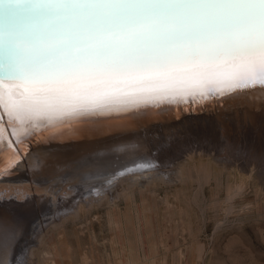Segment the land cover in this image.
<instances>
[{
	"label": "snow or ice",
	"instance_id": "1",
	"mask_svg": "<svg viewBox=\"0 0 264 264\" xmlns=\"http://www.w3.org/2000/svg\"><path fill=\"white\" fill-rule=\"evenodd\" d=\"M5 2L17 5L11 18L27 4L45 21L22 33L11 27L7 37L0 106L20 131L51 119L62 98L121 75L169 85L180 99L264 87V0Z\"/></svg>",
	"mask_w": 264,
	"mask_h": 264
},
{
	"label": "rangeland",
	"instance_id": "2",
	"mask_svg": "<svg viewBox=\"0 0 264 264\" xmlns=\"http://www.w3.org/2000/svg\"><path fill=\"white\" fill-rule=\"evenodd\" d=\"M252 97H254V100L253 102L251 101V104L254 105V107H260L261 100H257L258 94L250 96L249 98ZM210 103L213 104L200 107H195V104H188L179 106L180 109L164 108V110L158 113L175 112L177 110L195 107V110H188V114H195V112L201 114L205 109L210 110L213 106L231 105L233 102L224 103L222 100H214ZM244 104L246 103L239 102L238 105ZM261 108L263 107L261 106ZM263 110L264 109L261 111ZM239 116L240 114L232 117L227 116L228 118L220 114L194 116L188 118L187 121L178 123L179 126L176 124L173 128H160L156 130L158 134L155 133L151 141H148V137V139L142 138L141 140L143 141L142 143H137L136 150H122L118 153L116 162L118 164L119 162H125L126 159H133L128 161L129 163L125 162L119 165L120 167L117 166L118 171L117 169L114 170L115 167L111 166L113 164L111 162L101 165L98 164L99 168L96 165L93 166V169L89 162V171H86L88 173L81 176L82 182L88 180V182H85L88 188H85L81 192L84 198V200L81 201L83 207L81 209H75L77 205L73 201H75V198L79 201L81 197H77L76 193L72 194L73 192H71L68 196L69 199H67L68 203L66 202L68 204L65 206L66 209L60 207V211H56L53 220L46 219L43 223L44 228H39L43 233L40 234L37 240L35 239L30 242V244H33V246H31V251H35L33 252L34 254L32 252V254H29L32 258L28 255L31 258L28 263L31 264L32 261V264H37L35 252L37 253L39 251V254L42 256H40L39 264H264V173L263 177L260 176V178L253 179L251 177H246L243 182L244 191L234 193L227 192V172L224 171L225 173H221L219 176L221 179L217 178L215 166L208 165L207 163L206 166H204L205 164H200V160L203 159L200 157L193 159L192 163H194V165L191 167L190 175L185 179L179 177L169 179L170 174H174V171L167 172V175V173L162 174L160 169H157L159 172H156V169H153L151 172L144 171L141 172L140 175H135L136 177L134 175L133 177L131 174L126 175L120 178L121 181L123 179L122 183L120 180L115 181L114 177H112L119 172L120 169L122 170L126 165L128 166V164H135L136 162L142 164V162L149 161V159H151L152 162H158L159 160L162 162L163 168H167L169 165L170 168L179 160L185 162L188 159L176 156L178 154V156L185 154L183 153L186 151V149L183 150L185 143L178 144L179 146L177 145V150L172 153L173 155H166L165 152H162L163 150L160 147L161 140L164 144L166 139H169L170 136L184 131L191 123L198 124V121L206 124L208 120L228 119L227 121L229 122L239 120L240 123H233V125L235 127L238 126L237 131L247 133L245 139L248 142L244 141L246 145H244L245 151L247 148L254 152V150H257L254 143L260 141L258 140L259 138L255 136L256 132L260 131V133H263L262 138L264 142V114H262V112L257 113L247 110V112L244 111L241 114L242 119ZM211 117L214 118L212 119ZM204 126L201 125L200 128L203 129ZM223 126L229 130L223 123H216V127L219 130L222 128L221 131H223ZM169 130L171 132H169ZM121 134H123V132ZM161 134L163 135L161 136ZM263 142L262 144H264ZM236 147L237 149L229 151L230 156L234 154L232 155V161L229 163L233 166L234 164L236 165V163L243 164L248 169L251 165L256 163L261 166V170L263 169L264 172L263 159L259 160L252 154L249 158V156L246 157L245 154L247 153H245L243 156H245L247 160H244L237 153L241 145ZM31 157V153H29L19 158V163H22V166L24 165L23 169H28V173L25 171L26 176L21 180L15 181V184L18 186L14 187L13 190H9L11 189L9 185L5 186L6 183L3 181V178L4 174L14 168V166L16 167L18 162L11 165V169H7L6 172L0 175V193H3L0 195H8L10 200H21L19 201L21 203H25L29 195H35L36 197L41 196V194L47 195L45 191L40 190L41 187L38 182H36L32 174L29 173L32 170L29 166L31 162L29 159L31 160ZM91 163L93 164V162ZM104 164H106L107 169ZM121 166L123 168H121ZM139 166L141 165H138V167ZM109 167L115 172L110 170ZM95 168L100 170L97 171ZM101 170L106 173H100L103 175H101L103 178L99 174ZM22 171L23 170H20V172ZM109 172H112L113 175H111L112 173L109 174ZM201 173H204V175L207 174L209 177L211 176L209 182L204 185L202 181L204 176H202L203 174ZM97 174L98 176H96ZM106 175H109V177H105ZM91 177H94L93 179L95 181ZM97 177L100 178V180H96ZM88 178H91L90 181ZM128 178L131 179L129 180ZM67 181L68 180L62 179L57 180L59 185L56 187V191L59 197L65 196L66 189L70 190L72 188L70 184H74V181L69 184ZM148 183H150V185ZM109 184H113L115 187V189H113L114 192L111 190L112 188L108 190L113 193H108V191H106L107 193L104 192L108 189L107 185ZM121 184L126 187L130 186L127 192H120L121 190L119 191L117 189L120 188L119 186ZM15 189L16 191H14ZM116 189L118 190V194L116 193ZM4 192H7V194ZM12 193L15 194L13 195ZM24 195H26V197ZM69 200L71 201L69 202ZM20 206L22 207L19 209L22 210H26L27 208L28 210H33V213H37L38 211V206L34 205V202ZM4 209L5 212L6 209L9 210L8 207ZM43 209L44 206H41L40 212H43ZM5 216L0 210V226L2 228H0V233L2 231V236H4L3 233L5 231H8V228L9 231H11L10 226L14 225L13 221H10V217L7 215ZM34 219H36V217H34ZM9 221L12 222V225ZM5 222L6 224H3ZM33 224L32 222L31 226H33ZM4 226L7 228L5 231ZM7 233L5 232V239L7 238L6 240H8L9 238L8 241H10L11 237H9V233ZM44 233H46V235H44ZM41 235H43V237H41ZM47 235H49V239L46 238ZM24 240H27L26 236H24L23 243L25 242ZM2 242L3 240L0 242L1 249L3 247L6 248L8 244L6 243L5 245V243ZM1 243L4 245L1 246ZM4 248L0 251L1 264H3L2 261H4L5 264H7V262L10 264H12V262L14 263L16 255L13 256L14 259L12 261L10 260L11 262L7 260L8 257H5L4 253L3 256L5 258L2 256ZM33 248L35 249L33 250ZM6 249L4 251H6ZM16 252H19V250ZM16 254L18 255V253ZM18 257L19 256L16 257L17 260ZM18 263L20 264L19 261H15V264ZM26 263L27 262L24 264Z\"/></svg>",
	"mask_w": 264,
	"mask_h": 264
},
{
	"label": "bare ground",
	"instance_id": "3",
	"mask_svg": "<svg viewBox=\"0 0 264 264\" xmlns=\"http://www.w3.org/2000/svg\"><path fill=\"white\" fill-rule=\"evenodd\" d=\"M9 7H17V5H10L7 2L0 3V78L4 76V73L7 70L8 58L6 54V42L9 29L11 27H15L18 32L22 33L27 30L39 28L45 23V21L27 14V9L30 7V5L20 4L18 6L20 9V14L15 18H11L9 16ZM170 87L171 86L169 85H164L157 82H141L134 75H121L112 79L111 82L107 84L97 85L96 87L92 88L90 91L82 95L62 98L60 101L55 103L51 119L44 118L35 121L30 125L23 126L25 128L24 131H20L22 126L19 125V123L15 125L8 124L11 128L9 131L10 133L7 131V127L3 119V117L5 116L7 122V115L4 112L3 107L0 106V127L6 129L4 133L5 138H3L6 142V147L4 143H0V161H3V163H0V175L6 172V170L9 169L11 165H14V163L16 164L18 162L16 167L14 166V168L12 169L10 168L11 170L4 174V178L2 177L3 181L6 183L5 186L9 185V188H11L9 190H13L14 187L18 186L17 184H15V181L21 180L26 176L25 171L28 173V169H23L24 165L22 166V163H19L18 160L24 155L26 156L27 154L31 153L32 159H29V161H31L29 166L32 170L29 173L32 174L34 180L38 182L39 186L41 187L40 190L45 191V194H47H41V196L39 197H36L35 195H29L25 203L19 202L21 200H10L8 198V195H0V210L4 213V216L7 215L8 217H10V221H13L14 224L12 225V222L9 221L12 225L10 226L11 231H9V228L8 231H5L7 228H5L6 226H4V231L6 233L8 232L9 234H7L9 235V237H11L10 241H8L9 238L8 240H6L7 238L5 239V232L3 233L4 236H2L1 234L2 231L0 233V242L1 240H3L5 245L6 243L8 244L6 246V248L8 249L3 247L4 250L6 249V251L3 250L2 256L5 254L4 256L8 257L7 260L9 261H12L14 259V255H16V257L19 256L18 260L15 257L14 263L12 262V264H15V261H19L20 264H24L25 262L28 263L32 258L29 254L32 252L31 246H33V244H30V242L34 241L35 239L37 240V238L40 237V234L43 233L39 230V228H44L43 223L46 219L53 220L55 218L56 211L59 210L60 207L66 209L65 206L68 203L67 199H69L68 196L71 194V192H73L72 194L76 193L77 197H81L79 201L76 200V198L75 201H73L77 205V207H75L74 205L75 209L77 210V208L81 209L83 207V203L81 201H83L84 198L83 195H81V192L85 188H88L87 185H85V182H88V180L85 182L83 181V183L81 181V176L85 173H88L86 171L89 169V164L92 165V169L93 166H98V164L101 165L103 163L109 162L115 164L117 162V155L120 151L133 149L136 150V145L139 142L142 143V138H149L148 141H151L153 135L157 133L156 130L160 128H173L174 125L182 121H187V119L190 117L210 116L215 114L232 117L240 114L239 117L241 118V114L244 111L247 112V110L257 113L262 112V114H264V110L261 111L262 109H264V87H261L259 85L251 89H239L236 92L226 93L225 95L210 93L205 98H201L198 93L195 95V97H193L192 95H184L183 99H180L178 95L174 96L173 92L170 90ZM257 94V100H261L260 107H254V105L251 104L254 100V97L249 98L250 96H254ZM214 100H222V102L224 103H233L226 106H213L212 109H205V111H203V113L201 114L197 112H195V114H188V110L191 111L195 110V107L213 104L210 102ZM239 102H244L246 104L238 105ZM188 104H195L196 106L194 108L177 110L175 112L171 111L167 113H158L159 111L164 110V108L180 109L179 106ZM261 106L263 108H261ZM227 120H208L206 121V124L201 121H198V124L191 123L188 126L186 125L187 127L185 126L186 129L184 131L173 134V136H170L169 139H166V142L164 144L161 140L160 147L163 150L162 152H165L166 155H173L172 153L177 150V145L185 143L183 149H186V151L183 152L185 154L182 153V156H178L179 154L176 155L179 158L185 157L186 159H188L185 162L179 160L170 168V165L167 166V168H163V164H161L162 162H160L159 160L158 162L156 161L157 163L154 161L151 163L143 162L142 164H139L151 165L150 167H138V165H134L133 167L132 165L128 164V166L126 165L124 169H127L131 166L130 168H128V170L131 169V171L127 170L126 173L119 176H117L116 174L113 175L112 172H109V174L112 173L111 175H113L112 177H114L116 181L129 174L135 176L138 174L140 175V173L144 171L151 172L153 171V169H156V172H159L157 169H160V172H162V174L174 171V174H170L169 179H173L174 177L185 179L190 175L192 169L191 167L194 165V163H192L193 159L196 157H200L201 159L203 158L202 160H200V164H205L204 166H206L207 163L208 165L215 166L217 178H220L219 176L222 172H227V192H243V182L245 178L251 177L255 179L260 178V176L263 177V169L261 170V166L256 163L254 165H251L249 169L246 168L243 164L239 163H236V165L234 164L233 166L229 162L232 161V155L234 154L230 156L229 151H233L237 149L236 146L241 145V148H238L239 151H236H238V155L241 156V158H243L244 160H247V156H249L250 158L251 154L256 156L259 160H264V144H262L263 133H260V131L255 133V136H257L259 138L258 140H260L254 143L257 150H254V152H252V150H248L246 148V151H248L246 152L244 148L246 146L244 144V141L248 142L245 139V135L247 133L237 131L238 126L236 124L238 122L240 123V121L235 119V122H229ZM217 122L223 123L229 130H227L225 126H223V131H221L222 128L221 130H219L216 127ZM233 123H236L235 125L237 127H235ZM201 125H205L203 129L200 128ZM177 126H179V124ZM170 130L169 132H171ZM122 132L123 134H121ZM162 135L163 134H161V136ZM243 154H245L246 157L243 156ZM91 162H93V164ZM104 166L105 168L107 167L106 164H104ZM121 168L123 167L121 166ZM116 169L117 166H115L114 170ZM20 170L23 171L20 172ZM95 170L98 171L100 169L95 168ZM110 170L113 171L112 168H110ZM100 173L103 174L105 172H102L101 170V172L99 171V174ZM102 174H100V176ZM201 174H203L202 176H204L202 179L204 185L205 183L209 182L211 176L209 177V175L207 174L204 175V173ZM96 176H98V174ZM105 177L108 178L109 175H106ZM59 179L68 180V184L74 181V184L72 183L73 185L70 184L72 187L70 190L66 189L67 187L64 188L66 189V195L63 197H59L57 194L58 192L56 191V187H58L59 185V183H57V180ZM97 179L100 180V178L98 177L96 178V180ZM128 179L130 180L131 178ZM78 180L81 182H79ZM122 182L123 179L121 183ZM150 183L148 184L150 185ZM119 187L120 188L117 189L119 191L121 190L120 192H127L130 186L126 187L121 184ZM107 188L108 189L104 191L105 193H107L106 191L111 188V190L115 189L113 184L107 185ZM118 190L116 192L117 194ZM14 191H16V189ZM7 192L4 193L7 194ZM109 192L111 191H108V193ZM24 196L26 197V195ZM70 201L71 200H69V202ZM30 202H34V205L38 206L37 213H33V210L31 211L27 208L26 210L19 209L20 207H22L20 205H28L30 204ZM41 206H44L43 212H40ZM7 207L9 208V210L6 209L5 212L4 208ZM34 217H36V219H34ZM6 222L3 224H6ZM32 222L34 223L33 226H31ZM44 235H46V233H44ZM24 236H26L27 240H24L25 242L23 243ZM41 237H43V235H41ZM46 238L49 239V235H47ZM2 243L1 246L4 245ZM28 245L29 248L27 249ZM2 249L0 247V251H2ZM34 249L35 248H33V250ZM17 250H19V252H16ZM16 253H18V255ZM39 253V251L37 253L35 252V259L37 261V264H39L41 256ZM2 263L5 264L4 261H2ZM7 264L10 263L7 262Z\"/></svg>",
	"mask_w": 264,
	"mask_h": 264
},
{
	"label": "water",
	"instance_id": "4",
	"mask_svg": "<svg viewBox=\"0 0 264 264\" xmlns=\"http://www.w3.org/2000/svg\"><path fill=\"white\" fill-rule=\"evenodd\" d=\"M131 160H133V159H126L125 162L131 161ZM125 162H122V163L119 162V164L115 163V164L112 165V167L119 166L121 164H124Z\"/></svg>",
	"mask_w": 264,
	"mask_h": 264
}]
</instances>
